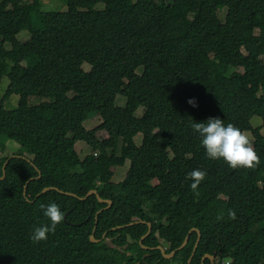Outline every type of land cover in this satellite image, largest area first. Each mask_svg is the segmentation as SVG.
Returning <instances> with one entry per match:
<instances>
[{"label": "trees", "instance_id": "trees-1", "mask_svg": "<svg viewBox=\"0 0 264 264\" xmlns=\"http://www.w3.org/2000/svg\"><path fill=\"white\" fill-rule=\"evenodd\" d=\"M65 3L44 12L40 0H0V84H10L0 139L30 155L0 157V264H264V135L252 124L264 122V0ZM13 95L18 106L7 110ZM210 117L251 133L258 168L206 156L191 125ZM79 141L92 150L83 159ZM197 169L207 178L194 192L187 176ZM53 202L65 221L34 243V227L50 223L40 205Z\"/></svg>", "mask_w": 264, "mask_h": 264}, {"label": "clouds", "instance_id": "clouds-1", "mask_svg": "<svg viewBox=\"0 0 264 264\" xmlns=\"http://www.w3.org/2000/svg\"><path fill=\"white\" fill-rule=\"evenodd\" d=\"M188 103L192 107L198 106L194 99H189ZM191 128L201 137V146L209 159H223L233 170L238 168L254 170L260 166L259 154L248 136L237 126L231 123L225 125L221 118L210 117L206 122H194ZM206 178L207 172L198 169L191 171L187 176V179L192 181L191 188L194 192ZM40 208L50 223L34 227L31 233V240L34 243L46 242L48 235L55 234L57 227L65 221V213L56 203L41 204ZM228 215L230 219H236L234 210L230 209Z\"/></svg>", "mask_w": 264, "mask_h": 264}, {"label": "rangeland", "instance_id": "rangeland-1", "mask_svg": "<svg viewBox=\"0 0 264 264\" xmlns=\"http://www.w3.org/2000/svg\"><path fill=\"white\" fill-rule=\"evenodd\" d=\"M41 5H42V11L44 12H64L67 11V5L65 3V0H40ZM135 1V0H134ZM96 10L101 11L105 9V4L104 3H99L98 5L95 6ZM94 8V9H95ZM226 9H223L225 11L221 12L219 15V18L221 20L225 19L226 15ZM18 41L21 43H26L30 39V33L27 31H24L20 33L18 36ZM7 48L11 49L12 46L11 44H7ZM83 69L88 71L90 69L89 65H84ZM142 68L137 70V73H141ZM10 84H9V79L8 77H4L1 84H0V98H2L6 91L8 90ZM48 102L51 101V99H46V98H39V97H33L30 99V104H39L41 102ZM19 102V96L18 95H13L10 97L9 100H7L4 104L5 109L7 110H13L17 108ZM117 105L124 107L126 105V99L125 97H118L117 98ZM139 110V111H138ZM137 110V115L141 116L142 115V109ZM101 123V118L95 116L93 119H90L84 123V126L87 130L94 129L95 127L98 126V124ZM252 124L254 127H260L262 129V134L264 135V122L261 118L254 117L252 119ZM100 138H106L107 134L105 132H100L99 134ZM249 138H252L251 133L246 134ZM142 134L137 135L135 138V143L137 146H140L142 143ZM20 144H18L15 141L11 140H1L0 139V157H5V156H13L14 154H23L27 158L30 159V155L26 153L19 152L20 149ZM75 149L80 157V159L85 158L87 155L91 153V148L84 142L79 141L75 145ZM19 152V153H18ZM32 158V157H31ZM129 169V162L125 164V166L118 167L115 170V175L112 179L114 183H119L123 181L126 177V174ZM167 246V245H166Z\"/></svg>", "mask_w": 264, "mask_h": 264}, {"label": "bare ground", "instance_id": "bare-ground-1", "mask_svg": "<svg viewBox=\"0 0 264 264\" xmlns=\"http://www.w3.org/2000/svg\"><path fill=\"white\" fill-rule=\"evenodd\" d=\"M7 163H8V161H7ZM7 163H6V165H7ZM41 177V174L39 175V177L37 178V179H39ZM5 178V176H3L1 179H4ZM33 180H35V179H30L29 180V182L27 183V185L30 183V181H33ZM27 185L25 186V188H24V196H26V190H27ZM47 189H49V188H47ZM45 190V189H44ZM43 190V191H44ZM52 190H56V188H53ZM51 191V190H50ZM43 194L45 193V192H42ZM47 193V192H46ZM93 194H97L96 193V191H92V192H90L88 195H87V197L88 196H90V195H93ZM68 195H72V194H68ZM74 196V195H73ZM87 197H85V198H82L81 200H85ZM97 197H98V199H99V201L100 202H105V203H107L108 204V206H107V208H109L111 205H112V202L111 201H107V200H102L101 198H100V196L99 195H97ZM136 223V222H135ZM131 225H134V223L133 224H131ZM149 225V229H151L152 230V225L151 224H148ZM149 229H148V231H149ZM93 233H95V229H94V231H93ZM148 233V232H147ZM92 237L94 238V236L92 235L91 236V241L93 242V240H92ZM94 240L96 241V242H99V240H96L95 238H94ZM186 241V240H185ZM185 241H184V243H185ZM96 242H93V243H96ZM184 243L182 244V246L184 245ZM188 244V243H187ZM182 246L180 247V248H182ZM161 247V246H160ZM145 249H147L146 247H144ZM163 248V247H162ZM179 248V249H180ZM196 248H197V245H195V248H194V251H193V254H195V252H196ZM164 249V248H163ZM165 250V249H164ZM163 254V253H162ZM163 256L165 257V255L163 254ZM165 258H167V257H165ZM167 259H170V258H167ZM191 261H192V259L190 258L189 259V264H191Z\"/></svg>", "mask_w": 264, "mask_h": 264}, {"label": "water", "instance_id": "water-1", "mask_svg": "<svg viewBox=\"0 0 264 264\" xmlns=\"http://www.w3.org/2000/svg\"><path fill=\"white\" fill-rule=\"evenodd\" d=\"M52 189H53V188L45 189L43 192L46 193V192H48V191H50V190H52ZM196 231L198 232V241H197L196 245H198L199 242H200V240H201V233H200L198 230H196ZM151 232H152L151 229H149L148 233L142 238V240L145 239L146 237H148V236L151 234ZM92 240H93V242H96V241L94 240L93 237H92ZM188 242H189V236L186 238V241H185L184 245H183L182 248H180L179 250L184 249ZM158 249H159V250L165 255V257H167V258H173V257L175 256V254H176V251L172 252L171 254H166L165 250H164L162 247H158ZM193 255H194V254H193ZM209 258H210V260H211V264H215V262H214L215 257H214V256H211V257H209Z\"/></svg>", "mask_w": 264, "mask_h": 264}]
</instances>
